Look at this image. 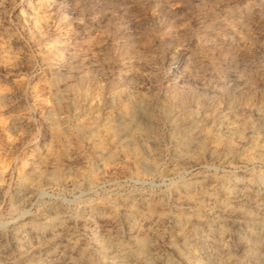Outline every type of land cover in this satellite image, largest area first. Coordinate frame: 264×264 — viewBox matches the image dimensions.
Wrapping results in <instances>:
<instances>
[{
    "label": "rangeland",
    "instance_id": "1",
    "mask_svg": "<svg viewBox=\"0 0 264 264\" xmlns=\"http://www.w3.org/2000/svg\"><path fill=\"white\" fill-rule=\"evenodd\" d=\"M162 55L164 77H145ZM44 71L61 106L103 80L130 118L105 173L82 177L83 210L28 184L0 193L13 210L0 212V264H264V0H0V118L23 119ZM169 73L200 86L172 89ZM30 163L44 188H71L89 161Z\"/></svg>",
    "mask_w": 264,
    "mask_h": 264
},
{
    "label": "clouds",
    "instance_id": "2",
    "mask_svg": "<svg viewBox=\"0 0 264 264\" xmlns=\"http://www.w3.org/2000/svg\"><path fill=\"white\" fill-rule=\"evenodd\" d=\"M166 68L167 58L162 55L158 58L156 67L145 70V77H149L150 73L164 77ZM101 75L107 76L108 73L102 72ZM25 79L23 76L19 77L16 86L22 87ZM173 79V75L169 73L162 83L172 89H182L185 85L200 86L196 81L173 83ZM33 84L35 88L29 89L32 103L22 114L23 119L12 116L0 118V193L8 196L13 186L28 184L32 196L47 193L54 197H76L73 208L79 212L92 202L88 198L79 199L77 195L85 193L82 177L88 175L93 165L100 174L105 173L106 164L103 157L113 146L112 137L117 122L122 118H130L128 106H114L109 103V92L103 80L85 88L83 100L75 110L67 109L57 102L46 71L42 72ZM5 89L12 90L7 86ZM140 90L146 94V98L151 99L156 90L155 81L146 78ZM4 119L17 120L20 123L10 127L8 123L3 122ZM81 156H87L89 164L81 171V178L73 181L71 188L58 183L44 188L39 180H32L25 175L31 167L30 162L37 159H63L70 164ZM94 181L95 176L89 181L90 186L86 190L88 196L99 195ZM117 191L118 189H113L111 193H105L104 198L111 199ZM12 211L5 210V203L0 202L3 219L7 220ZM42 211L43 207L38 206L34 214Z\"/></svg>",
    "mask_w": 264,
    "mask_h": 264
},
{
    "label": "bare ground",
    "instance_id": "3",
    "mask_svg": "<svg viewBox=\"0 0 264 264\" xmlns=\"http://www.w3.org/2000/svg\"><path fill=\"white\" fill-rule=\"evenodd\" d=\"M30 4H31V2H30V3L28 2L27 6H29ZM33 6H34V5H33ZM36 12H37V11H36ZM26 22L29 23V22H32V21H31L30 18H28V21H26ZM28 23L26 24V25H27V28H26V29L28 30V33L32 35V34L34 33V30H35V26H36L35 24H36V22H35V21L32 22V23H33L32 25H29ZM87 41H88V40H87ZM176 71H177V70H176ZM176 71H175V72H176ZM87 85H88V84H87ZM138 152H139V151H138ZM123 154H124V153H123ZM131 154H132V153H131ZM124 155H125V154H124ZM135 155H136V154H135ZM129 157H130V156H129ZM138 157H139V156H138ZM33 164H35V163H33ZM33 166H34V165H33ZM53 219H54V217H53ZM37 226H38V225H37ZM140 240H141V239H140ZM140 240H139V241H140ZM145 242H146V241H145ZM139 243L141 244V241H140ZM137 245H138V243H137ZM140 247H141V246H139V248H140ZM141 248H142V247H141ZM166 261H167V260H166ZM166 264H167V263H166Z\"/></svg>",
    "mask_w": 264,
    "mask_h": 264
}]
</instances>
